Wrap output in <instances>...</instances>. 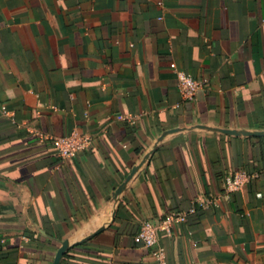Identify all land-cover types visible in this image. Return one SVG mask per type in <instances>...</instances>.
<instances>
[{
	"label": "crops",
	"instance_id": "0c3cea01",
	"mask_svg": "<svg viewBox=\"0 0 264 264\" xmlns=\"http://www.w3.org/2000/svg\"><path fill=\"white\" fill-rule=\"evenodd\" d=\"M192 208L168 264H264V0H0V264H151Z\"/></svg>",
	"mask_w": 264,
	"mask_h": 264
},
{
	"label": "built area",
	"instance_id": "2783aa9c",
	"mask_svg": "<svg viewBox=\"0 0 264 264\" xmlns=\"http://www.w3.org/2000/svg\"><path fill=\"white\" fill-rule=\"evenodd\" d=\"M173 69L176 68L172 64ZM178 89L183 98L193 101L197 97L199 91L207 86V80H198L183 70L178 71ZM52 146L57 155L62 160L73 159L77 154L92 146L94 138L89 134H80L74 132L67 137L50 138ZM251 179L244 170H237L232 175L224 178V190L227 193L239 191ZM215 200L207 203V205L215 204ZM195 209L188 211H170L166 218L158 223L146 220L142 223L138 233L134 237L137 244L151 250V264H168L167 256L164 248L159 246L160 232L170 233L175 225L186 222L189 214H193Z\"/></svg>",
	"mask_w": 264,
	"mask_h": 264
},
{
	"label": "water",
	"instance_id": "95a60500",
	"mask_svg": "<svg viewBox=\"0 0 264 264\" xmlns=\"http://www.w3.org/2000/svg\"><path fill=\"white\" fill-rule=\"evenodd\" d=\"M63 253H64V250H61V251L59 252V255H58L57 260L55 261V264H60L61 259H62V256H63Z\"/></svg>",
	"mask_w": 264,
	"mask_h": 264
}]
</instances>
